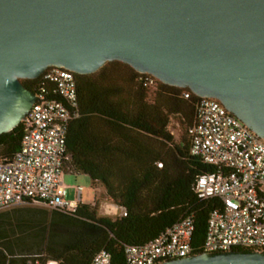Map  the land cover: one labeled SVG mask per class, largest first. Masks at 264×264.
Instances as JSON below:
<instances>
[{
  "label": "trees",
  "instance_id": "obj_1",
  "mask_svg": "<svg viewBox=\"0 0 264 264\" xmlns=\"http://www.w3.org/2000/svg\"><path fill=\"white\" fill-rule=\"evenodd\" d=\"M76 77L78 116L67 129L64 172L88 174L92 186L104 188L105 197L127 215L102 213L98 191L93 203L81 201L75 212L34 203L1 210L0 264H28L35 257L46 264H91L103 249L110 264H127V245L146 244L187 215L195 223L191 244L202 253L208 218L219 200L202 199L195 191L199 175L215 171L190 152L188 128L199 97L120 60ZM21 81L33 94L47 90L42 76ZM25 131L22 120L0 133V160L15 155Z\"/></svg>",
  "mask_w": 264,
  "mask_h": 264
},
{
  "label": "water",
  "instance_id": "obj_2",
  "mask_svg": "<svg viewBox=\"0 0 264 264\" xmlns=\"http://www.w3.org/2000/svg\"><path fill=\"white\" fill-rule=\"evenodd\" d=\"M120 60L218 99L264 139V0H0V133L27 114L22 79ZM160 264H264V253H200Z\"/></svg>",
  "mask_w": 264,
  "mask_h": 264
},
{
  "label": "built area",
  "instance_id": "obj_3",
  "mask_svg": "<svg viewBox=\"0 0 264 264\" xmlns=\"http://www.w3.org/2000/svg\"><path fill=\"white\" fill-rule=\"evenodd\" d=\"M41 76L47 90L34 94L23 119L26 131L20 148L11 159L0 160V211L34 203L75 212L81 202V188L77 199L69 201L62 180L67 129L78 116L76 72L50 65ZM198 97L195 121L188 128L190 152L215 171L199 175L195 191L202 199L219 200L208 218L202 253L236 248L264 253V139L218 99ZM116 209L115 215H127L126 208L116 205ZM107 212L112 213L110 205ZM194 229L193 216L187 215L154 240L127 245L126 263L160 264L197 255L191 244ZM28 264L46 262L35 257ZM91 264H110V256L103 249Z\"/></svg>",
  "mask_w": 264,
  "mask_h": 264
},
{
  "label": "rangeland",
  "instance_id": "obj_4",
  "mask_svg": "<svg viewBox=\"0 0 264 264\" xmlns=\"http://www.w3.org/2000/svg\"><path fill=\"white\" fill-rule=\"evenodd\" d=\"M171 130L174 133L176 141L180 140V131L176 128L175 123L171 124ZM63 184L67 188L66 198L69 201L77 199V188H81V201L83 203H93L94 196L98 188L92 186L91 177L85 173L64 172L62 175ZM103 211V210H102Z\"/></svg>",
  "mask_w": 264,
  "mask_h": 264
},
{
  "label": "crops",
  "instance_id": "obj_5",
  "mask_svg": "<svg viewBox=\"0 0 264 264\" xmlns=\"http://www.w3.org/2000/svg\"><path fill=\"white\" fill-rule=\"evenodd\" d=\"M102 196H103V198H104V200H103V202H102V204H101V212L102 213H105V214H109L108 212H107V206L108 205H110V207H111V211H112V213H110L109 215H115V212H116V204L115 203H113V202H111V201H109L106 197H105V190H104V188H102V187H100L99 188V191H98ZM103 210V211H102Z\"/></svg>",
  "mask_w": 264,
  "mask_h": 264
}]
</instances>
